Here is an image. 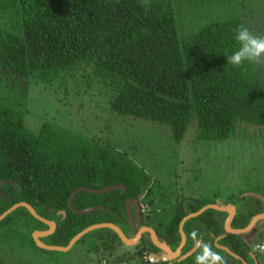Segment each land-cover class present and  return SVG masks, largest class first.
<instances>
[{"label": "trees", "instance_id": "trees-1", "mask_svg": "<svg viewBox=\"0 0 264 264\" xmlns=\"http://www.w3.org/2000/svg\"><path fill=\"white\" fill-rule=\"evenodd\" d=\"M0 18L9 24L8 29L0 27V67L66 98L69 84L91 90L95 83L118 117L166 124L175 142L183 139L192 118L202 141L234 137L239 125L264 127V86L256 65L246 62L235 68L227 63L238 48L234 35L240 23L235 17L213 20L188 36L178 34L167 0H0ZM26 115L23 107L0 99V215L16 203L30 204L39 216L56 223L55 231L41 238L49 246H66L77 233L99 223H113L131 236L126 201L145 192L144 201L155 208L144 171L109 144L86 139L53 120L32 128ZM112 185H123L125 191H80L72 200L76 210L100 208L85 214L69 209L74 190ZM212 203L182 199L169 220H157V236L175 250L180 220ZM253 215L238 210L231 227H246ZM226 217L210 209L187 220L183 254L194 246L190 233L197 230L220 255L226 254L214 240L224 235L219 245L250 260L241 236L225 235ZM47 229L25 208H17L0 221V251L11 248L27 258L29 253H47L31 237ZM95 232L74 247L97 252L120 243L108 228ZM142 244L147 253L156 251L149 240L142 238ZM196 252L175 264H194Z\"/></svg>", "mask_w": 264, "mask_h": 264}, {"label": "rangeland", "instance_id": "rangeland-1", "mask_svg": "<svg viewBox=\"0 0 264 264\" xmlns=\"http://www.w3.org/2000/svg\"><path fill=\"white\" fill-rule=\"evenodd\" d=\"M173 1L180 36L196 33L206 23L229 17L239 19L240 25L264 36V0ZM0 27L8 29V21L0 18ZM256 69L264 86V64L256 65ZM27 79L13 76L0 67V99L23 107L32 128L44 119L53 120L86 139L109 144L125 154L149 177L156 201L153 212L163 217L159 220H169L171 210L184 198L203 203L230 202L244 210L243 200L248 199L253 186L264 185L261 184L264 183V127L239 125L234 137L202 141L197 137L196 119L192 118L183 139L175 142L166 124L118 117L109 109L107 95L96 91L99 86L95 83L91 90L85 89L84 84L80 90L69 84L72 90L69 89L66 98L59 90ZM253 240L256 245L264 244V234H255ZM99 252L89 246H73L68 252L49 251L39 255L34 252L27 258L8 248L0 251V264H95ZM121 258L126 262L116 264H139L132 254Z\"/></svg>", "mask_w": 264, "mask_h": 264}, {"label": "water", "instance_id": "water-1", "mask_svg": "<svg viewBox=\"0 0 264 264\" xmlns=\"http://www.w3.org/2000/svg\"><path fill=\"white\" fill-rule=\"evenodd\" d=\"M115 189H120L122 193L125 191V188L123 185H112V186H109V187H106L103 189H98V190H91V189H88L85 187H80V188L74 190L71 193V195L69 196L68 207L71 211H73L77 214L89 213V212L96 210L100 207H89V208H86L83 210H76L72 206V200H73V197L78 192L87 191L90 193L101 194V193H105V192L115 190ZM133 202L138 204L137 199L127 200L126 204H125L127 216L129 218L131 228L134 227V224L132 223V211L130 209L131 203H133ZM20 207L25 208L35 219L39 220L40 222H42L48 226L47 230H36L31 235L35 245L39 249L46 250V251L68 252L75 245V243L78 242L87 233L94 231V230H97V229H101V228H108V229H110L116 233L121 244L124 247H126V249L128 250L127 251L128 253H130L132 251V249H136V250L140 249L143 257L145 258L144 259L145 264H163V263L174 264V263H179V262L187 259L189 256L193 255L197 251L195 245L185 254H181L182 248L184 247V245L186 243V234L183 231L184 223L189 219L196 218L197 216H199L201 213H203L206 210H210V209L216 210V211L224 212L227 214V217L224 221L225 235L226 234H234V235L241 236L242 240L246 243V245L250 249L251 255H249V257L252 260L253 264H261L260 256L257 254L255 248L259 247L262 244H260V245L254 244V240H250V237H248V234L250 232H252L253 230L257 231L255 234H257V233L259 235L263 234V232H261V230L255 228V224L258 220L264 219V214H259V215L254 216L253 218H251L248 225L242 229H233L231 227V223L235 217L236 209H237L234 204L225 205V204H222L220 202H215L213 204L205 205L204 207H202L200 210H198L195 213H189L186 216H184L179 222L178 230H179V234H180V242H179L178 247L175 250H172L164 240H161L157 236V233L155 232V230L152 227L141 225L140 215L138 216V220H137V226L138 227H137L135 233L133 232L131 234V236H129V237L126 236L122 232V230L113 223H99V224L90 225V226L86 227L85 229H83L82 231H80L79 233H77L74 237L71 238V240L68 242V244L66 246H49V245L44 244L41 241V238H44L46 236L51 235L56 229V223L52 220H47V219H44L41 216H39L30 204H28L26 202H19V203L12 205L9 209H7L5 212H3L0 215V221H2L7 215L12 213L15 209L20 208ZM58 214L61 215L62 218H65V216H66L65 211H60ZM141 237L149 240L151 242V244L153 245V247L156 249V251L147 253L148 247L143 245L142 243H140ZM222 237H224V235L217 237L215 246L218 249H220L221 251H223L227 256L240 261L242 264H248L246 259L240 258L239 256L235 255L233 252H231L227 247L220 246L217 243ZM137 260H138V262H140V259H136V261Z\"/></svg>", "mask_w": 264, "mask_h": 264}, {"label": "clouds", "instance_id": "clouds-1", "mask_svg": "<svg viewBox=\"0 0 264 264\" xmlns=\"http://www.w3.org/2000/svg\"><path fill=\"white\" fill-rule=\"evenodd\" d=\"M234 40L238 48L227 56V63L239 68L246 62L249 64H264V36L253 33L246 25L235 29ZM197 249L194 264H226L225 258L213 250V245L199 238L197 230L190 233Z\"/></svg>", "mask_w": 264, "mask_h": 264}, {"label": "flooded vegetation", "instance_id": "flooded-vegetation-1", "mask_svg": "<svg viewBox=\"0 0 264 264\" xmlns=\"http://www.w3.org/2000/svg\"><path fill=\"white\" fill-rule=\"evenodd\" d=\"M167 1L170 4V10L173 12V15H174V13H175L174 1L173 0H167ZM258 184L259 183H257L255 186H253V189L249 191L250 195L248 196V199L243 200L244 206H242V207L244 208V210H247V211L249 210V211L254 213L252 218L256 215L264 214V200H261V198L264 199V185H258ZM261 184H264V183L261 182ZM144 194H145V192H142V194H140L137 198H135L138 200V204L133 202V203H131V206H130L131 207L130 209L132 211V223L134 224V227H133L134 233L138 227L137 226V220H138L139 215H140L141 225L150 226L153 229H154V226H155L157 220H159V218H157V215L153 212L154 211L153 209H155V208L150 207L149 204L146 201H144ZM245 201H247V202H245ZM246 203H248V207L246 206ZM153 204H156L154 197H153ZM146 208H147V211H146ZM164 209H166V208H163V210ZM174 210H175V207L171 210L170 213L173 214ZM238 210L239 209L237 208L236 213ZM127 218H128V216H127ZM128 221H129V218H128ZM164 221H166V220H164ZM129 223H130V221H129ZM146 223H149V224H146ZM255 228L261 230V232H263V234H264V219L258 220L255 224ZM122 232H123V230H122ZM142 238L143 237L140 238V243H142ZM118 247L119 248L120 247L126 248L121 244V242L120 243H112V244L108 245V249H105V252L110 251L109 254L115 255L116 250L115 251H112V250L116 249V248L118 249ZM101 250H103V249H101ZM260 251L261 252H257V253H260L258 255H262V253H264V244H262V249ZM103 256H104V254H103Z\"/></svg>", "mask_w": 264, "mask_h": 264}, {"label": "crops", "instance_id": "crops-1", "mask_svg": "<svg viewBox=\"0 0 264 264\" xmlns=\"http://www.w3.org/2000/svg\"><path fill=\"white\" fill-rule=\"evenodd\" d=\"M219 202V201H218ZM158 212H159V210H158ZM157 215V218H163V217H161V215H159V214H156ZM173 216V214L170 216V218ZM257 231L256 230H253L252 232H250L249 234H248V237H250V240H253V238L255 237V233H256ZM220 237V236H219ZM223 238V237H222ZM221 238V239H222ZM216 239L217 238H215V240H214V245H215V243H216ZM220 239V240H221ZM219 242V241H218ZM217 242V243H218ZM185 246V245H184ZM220 246H222V245H220ZM262 245H260L259 247H261ZM83 247V246H82ZM178 247V246H177ZM216 247V246H215ZM217 248V247H216ZM257 248V247H256ZM255 248V250H256V252H261V251H258V250H261V249H256ZM183 249V248H182ZM218 249V248H217ZM116 250V254L115 255H111V254H109L110 253V251H108V252H105V250L103 249V250H101L99 253H97V257L95 258V264H116L117 262H119V263H121V262H126V260L124 261L122 258H121V256H127V255H130V254H132L133 255V259H135V261H136V259H140V262H138V260L136 261L137 263H139V264H145V258L143 257V255H142V253H141V250L140 249H138V250H136V249H132V251L130 252V253H128L127 251V249L126 248H119L118 247V249L116 248V249H113L112 251H115ZM220 250V249H219ZM221 251V250H220ZM118 252V253H117ZM94 254V253H93ZM103 254H104V256H103ZM181 254H183V252H181ZM257 254H260V253H257ZM236 255V254H235ZM248 255H251V253L249 252V254ZM222 256L225 258V261H226V264H242L240 261L238 262V260H236V259H234V258H232V259H234V260H230V259H228L227 257H226V255H224L223 253H222ZM238 256V255H237ZM240 258H243V257H241V256H239ZM231 258V257H230ZM118 259H121V261L120 260H118ZM245 259V258H244ZM260 259H261V264H264V253H262V255L260 256ZM247 260V259H246ZM142 262V263H141ZM247 262H248V264H253V262H252V260L250 259H248L247 260ZM175 264V263H174Z\"/></svg>", "mask_w": 264, "mask_h": 264}, {"label": "built area", "instance_id": "built-area-1", "mask_svg": "<svg viewBox=\"0 0 264 264\" xmlns=\"http://www.w3.org/2000/svg\"><path fill=\"white\" fill-rule=\"evenodd\" d=\"M257 248H260V249H262V246H261V247H257Z\"/></svg>", "mask_w": 264, "mask_h": 264}]
</instances>
